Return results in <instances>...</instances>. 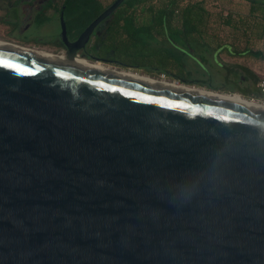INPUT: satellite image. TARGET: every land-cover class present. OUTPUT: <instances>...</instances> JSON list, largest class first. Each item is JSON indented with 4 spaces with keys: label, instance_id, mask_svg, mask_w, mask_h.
I'll list each match as a JSON object with an SVG mask.
<instances>
[{
    "label": "water",
    "instance_id": "obj_1",
    "mask_svg": "<svg viewBox=\"0 0 264 264\" xmlns=\"http://www.w3.org/2000/svg\"><path fill=\"white\" fill-rule=\"evenodd\" d=\"M0 264H264V109L0 48Z\"/></svg>",
    "mask_w": 264,
    "mask_h": 264
},
{
    "label": "trees",
    "instance_id": "obj_2",
    "mask_svg": "<svg viewBox=\"0 0 264 264\" xmlns=\"http://www.w3.org/2000/svg\"><path fill=\"white\" fill-rule=\"evenodd\" d=\"M113 1L61 0L58 5L56 0L53 6L59 14L65 5L67 32L76 37ZM217 1L211 0V6ZM238 1L248 6L247 15L213 14L205 0H125L97 26L91 36L93 41L89 40L88 45H91L82 57L89 61L93 57L108 64H117V57L145 59L148 54L152 63L161 65L167 62L161 58L162 54L171 56L169 46L174 45L172 38H177L188 46L196 45L209 52L211 48L226 45L231 48L232 55L249 54L264 59V47H258L259 44L264 45V0ZM219 25L240 31L245 36V48L233 50L231 43L221 42L216 30ZM230 73L231 69H228L227 74ZM258 81L251 75L240 83L237 78L230 79L227 75L224 92L238 93L246 99H260L262 96L256 88ZM196 86L203 87L201 84Z\"/></svg>",
    "mask_w": 264,
    "mask_h": 264
},
{
    "label": "rangeland",
    "instance_id": "obj_3",
    "mask_svg": "<svg viewBox=\"0 0 264 264\" xmlns=\"http://www.w3.org/2000/svg\"><path fill=\"white\" fill-rule=\"evenodd\" d=\"M25 1L0 0V40L57 55L63 54L59 48L50 47L47 41L60 32L59 14L57 12L47 14L46 9L29 10V5ZM60 2L61 0H57L58 5ZM205 5L208 9H212L213 14L231 13L239 17L247 15L249 11L246 3L238 0H218L212 6L211 0H205ZM25 9L30 11L29 17L23 15L22 10ZM216 30L218 39L221 42L231 43L233 50L241 51L245 48V36L240 31L222 25H219ZM91 40L93 41V38ZM172 41L174 45L169 46L171 56L166 53L161 56L167 61L165 64L152 63V59L146 54L145 59L117 57L119 65L116 63L104 65L156 79L184 82L195 87L201 84L203 87L200 88L217 92L225 91L227 75L231 79L237 78L240 83L245 77L251 75L258 79L264 76V59L260 57L249 54L232 55L231 48L226 45L217 48L218 54L196 45L188 46L181 39L172 38ZM258 47L263 48L264 45L259 44ZM80 58L84 57L80 56ZM228 69H231L230 74H227Z\"/></svg>",
    "mask_w": 264,
    "mask_h": 264
},
{
    "label": "bare ground",
    "instance_id": "obj_4",
    "mask_svg": "<svg viewBox=\"0 0 264 264\" xmlns=\"http://www.w3.org/2000/svg\"><path fill=\"white\" fill-rule=\"evenodd\" d=\"M0 48L22 52V53L30 54V55L37 56L40 58L60 60L62 62L74 64L78 67L91 70L94 72L110 74L112 76L132 80V81H136V82H140V83H144L148 85L185 89V90L194 91V92H198L202 94L217 96V97L226 99L228 101L241 102V103H246L250 105H255V106L260 107L261 109H264V104L259 103L256 100L246 99L242 97L241 95H239L238 93L229 94V93H224V92L211 91L205 88L181 84L179 82L165 80L162 78L156 79L148 75H144V74H138V73H134L131 71H125V70H118V69L106 66L100 62H91L84 58H80V56H77V55H75V57L66 58L63 54L57 55V54H53L50 52L41 51L39 49H31L29 47H24L18 44L9 43L6 41H1V40H0Z\"/></svg>",
    "mask_w": 264,
    "mask_h": 264
},
{
    "label": "flooded vegetation",
    "instance_id": "obj_5",
    "mask_svg": "<svg viewBox=\"0 0 264 264\" xmlns=\"http://www.w3.org/2000/svg\"><path fill=\"white\" fill-rule=\"evenodd\" d=\"M54 1L55 0H26L25 2H27V4L29 5V10L41 11L42 9H46V11H47L48 9L53 7ZM22 11H23V15H25L26 17H29L30 11H28V9H25V10H22ZM59 34H60V32H59ZM59 34L54 36V37H52V38H50V39H48L47 41H48V44L50 45V47L59 48L64 53L66 49H65V46L63 45V43L61 42V40L59 38ZM77 37L78 36L71 37L68 34V32H67V38H68L69 41H74ZM88 44L89 43H87V45L85 46L84 50H81V51H79L77 53L78 56H82V55L85 54V51L91 45V44L90 45H88Z\"/></svg>",
    "mask_w": 264,
    "mask_h": 264
},
{
    "label": "built area",
    "instance_id": "obj_6",
    "mask_svg": "<svg viewBox=\"0 0 264 264\" xmlns=\"http://www.w3.org/2000/svg\"><path fill=\"white\" fill-rule=\"evenodd\" d=\"M256 88L258 89L262 97L260 99L252 98L250 100H256L257 102L264 104V76L256 83Z\"/></svg>",
    "mask_w": 264,
    "mask_h": 264
},
{
    "label": "crops",
    "instance_id": "obj_7",
    "mask_svg": "<svg viewBox=\"0 0 264 264\" xmlns=\"http://www.w3.org/2000/svg\"><path fill=\"white\" fill-rule=\"evenodd\" d=\"M56 1V0H55ZM55 11H54V6L51 7L50 9L47 10V14H53ZM226 43V42H225ZM217 48H220V47H214V48H211V51L214 53V52H217L219 54V51H217ZM227 76H225L226 78ZM231 79V78H230Z\"/></svg>",
    "mask_w": 264,
    "mask_h": 264
}]
</instances>
